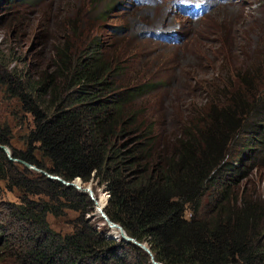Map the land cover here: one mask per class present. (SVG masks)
<instances>
[{
  "label": "trees",
  "instance_id": "1",
  "mask_svg": "<svg viewBox=\"0 0 264 264\" xmlns=\"http://www.w3.org/2000/svg\"><path fill=\"white\" fill-rule=\"evenodd\" d=\"M45 1L0 0V24L12 17L0 38V86L30 116L25 148L12 147L2 133L0 143L13 157L65 180L102 185L108 217L164 264H264V198L250 188L264 169L261 61L226 68L167 132L161 115L137 105L163 87L161 79L139 76V55L114 35L93 34L98 22L85 26L87 14L96 21L107 15L105 3L79 0L78 8L60 12L59 24L48 12L46 28L23 26L21 9L42 3L47 9ZM25 33L41 44L20 53L13 43ZM223 46L217 47L221 62ZM229 76L235 84L228 89ZM0 179L20 193L10 204L25 231L18 264L151 263L133 242L96 227L87 192L10 159L2 148ZM67 210L74 214L71 229L51 227L48 216Z\"/></svg>",
  "mask_w": 264,
  "mask_h": 264
},
{
  "label": "rangeland",
  "instance_id": "2",
  "mask_svg": "<svg viewBox=\"0 0 264 264\" xmlns=\"http://www.w3.org/2000/svg\"><path fill=\"white\" fill-rule=\"evenodd\" d=\"M78 1L46 0L47 9L43 3L35 8L27 6L26 10L21 9L23 14L18 18L24 21L23 26L33 22L46 28L49 13L51 20L59 24L63 18L60 12L65 11L66 15L78 6ZM102 4L107 7V15L96 21L93 14H87L85 26L92 28L98 22L93 34H100L104 40L114 35L139 55L136 62L139 76L161 79L163 87L157 92L146 93L137 105L161 115L162 122L165 120L162 127L167 132L176 128V121L184 109L197 107L204 100L207 84L223 79L226 68L238 70L249 62L257 66L258 59L264 65V0H102L99 5ZM11 18L0 24V38L10 30ZM113 26L120 28L118 35ZM27 36L26 33L20 35L13 43L20 53L29 48L34 50L41 44V40ZM218 46H223L227 55L223 62L219 61ZM230 83L235 84L231 76L226 85L228 89ZM29 117L7 99L0 86V133L7 135L16 149L25 148L24 134ZM258 174L259 178L250 188L257 189L264 198V169ZM76 183L82 187L91 185L94 193L106 202L108 194L102 185L95 181L83 185L77 180ZM19 196L17 189L10 190L0 179V264H18L16 254L24 242L22 234L25 231L22 230L23 222L11 215L10 204L19 202ZM88 215L106 237L125 241L112 233L107 223L96 216L95 210ZM72 216L73 212L67 210L66 215H49L48 220L51 227L64 232L71 229ZM130 251L134 257L138 255Z\"/></svg>",
  "mask_w": 264,
  "mask_h": 264
},
{
  "label": "water",
  "instance_id": "3",
  "mask_svg": "<svg viewBox=\"0 0 264 264\" xmlns=\"http://www.w3.org/2000/svg\"><path fill=\"white\" fill-rule=\"evenodd\" d=\"M0 148H2V149L6 152L7 156H8L10 159L21 161V162L24 163L25 165H27V166H29V167H31V168H33V169H36V170L39 171V172L44 173V174H45L47 177H49V178H54V179L60 180V181H61L62 183H64L65 185H73V186H75L77 189H79V190H81V191H84V192H87V193L90 195L91 199H93V201L95 202L94 195H93V189H92L91 185L88 184V185H85L83 188H81L80 184H77L74 180H72V181L65 180V179H63L62 177H60L59 175L49 173V172H47L46 170H44V169H42V168H39V167H37L36 165L31 164V163H29V162H27V161H25V160H22V159H19V158L13 157V156H12V153H11V150H10L9 147H8L7 145H5V144L0 143ZM77 178H79V177H77ZM79 180L81 181L80 178H79ZM81 182H82V181H81ZM108 195H109V193H108ZM107 200H108V196H107V198H106V202H107ZM106 202H105V204H106ZM99 210H100V212H101V216H102V217H104V218H105L109 223H111L112 225H116V226H118V227L121 229V232H122V239H124L125 241H131V242H133L135 245H137V246L143 248V249H144V250L150 255V259H151V261H152V264H164L163 262L158 261V260H156V259L154 258L153 253L151 252L149 246H148L146 243H144V242H140V241L136 240L134 237L128 235V234L125 232V230L123 229V227H122L119 223H117V222L111 220V219L108 217V215L106 214V212L104 211V207H103V208L100 207Z\"/></svg>",
  "mask_w": 264,
  "mask_h": 264
},
{
  "label": "bare ground",
  "instance_id": "4",
  "mask_svg": "<svg viewBox=\"0 0 264 264\" xmlns=\"http://www.w3.org/2000/svg\"><path fill=\"white\" fill-rule=\"evenodd\" d=\"M79 181H80V180H79ZM75 182H76V181H75ZM80 182H81V181H80ZM81 183H82V182H81ZM82 184L84 185V183H82ZM80 186H81V185H80ZM84 186H85V185H84ZM84 186H83V187H84ZM83 187L81 186V188H83ZM93 195H94V199H95V202H94V203H95V209H96V212H95L96 216L102 218V219L104 220V222L107 223V225H108V227L110 228V230L112 231V233H116V234H118V235H120V236L122 237L121 229H120L118 226H116V225H112V224L109 223L104 217L101 216V212H100L99 208H100V207L103 208L104 205H105L103 198L98 197V195H96V194L94 193V191H93Z\"/></svg>",
  "mask_w": 264,
  "mask_h": 264
}]
</instances>
